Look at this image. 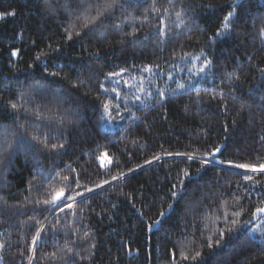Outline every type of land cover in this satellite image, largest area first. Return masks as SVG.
<instances>
[{"label":"trees","instance_id":"1","mask_svg":"<svg viewBox=\"0 0 264 264\" xmlns=\"http://www.w3.org/2000/svg\"><path fill=\"white\" fill-rule=\"evenodd\" d=\"M232 4L119 0L102 22L82 27V0H0V13H16L0 20V264H29L41 227L32 264H264V215H252L264 207V174L216 162L264 163V0H238L217 37ZM199 52L212 62L202 87L182 74L174 84L183 88L136 99L145 69L181 63L186 71L182 61ZM11 103L23 107L13 112ZM63 176L78 179L83 196L64 211L37 205L49 185L64 187Z\"/></svg>","mask_w":264,"mask_h":264},{"label":"snow or ice","instance_id":"2","mask_svg":"<svg viewBox=\"0 0 264 264\" xmlns=\"http://www.w3.org/2000/svg\"><path fill=\"white\" fill-rule=\"evenodd\" d=\"M82 3L84 4V6L81 9L80 15H78L76 17L77 21L80 22L82 27H89L90 25H96L98 21H101L102 17H106V16H110L112 11L117 7V5L119 4V0H100L99 3L96 4H87L86 0H82ZM232 7V11H229L227 13V15L224 17V23H223V27L217 31L216 36L220 37L223 36L226 32L229 31L231 25H230V21H232V19L234 17H236L238 15L236 8L238 6V0H233V4L230 5ZM94 10L95 11V15H91L90 12ZM16 13L15 11H10V12H3L0 13V20L5 19L8 16H15ZM180 18V15L177 14V19ZM102 22V21H101ZM118 27V26H117ZM75 30V26H73L72 30L66 29V39L68 40H72L73 39V31ZM76 35H79V32L75 33ZM163 35H166V33H162ZM261 34L264 35V28L261 29ZM17 52H13L12 55H17ZM199 59V58H198ZM212 65V62L210 60L207 59V57L204 58L202 67L200 68V72H204L206 69H210ZM146 71H150L151 69H145ZM55 75V74H53ZM123 75V70L121 72H114V73H109V76H122ZM233 78L235 79H239L238 76H234ZM101 87H103V85H101ZM179 88H183L184 85H178ZM113 92H115V89H112ZM161 98H163V93L160 94ZM221 96H223V93L220 94ZM137 100H139V97H136ZM8 107H10V109L13 112H17L20 111L21 108L23 107L22 105H18L17 103H11L10 105H8ZM105 111L109 112L111 111V107L108 103H105L103 105ZM243 107V106H242ZM61 123H63V121L61 120ZM22 127V126H21ZM32 140L34 141H38L40 143H43L44 147L47 149L49 148V145L47 143H45L44 141H40L39 137L37 136H32L31 137ZM47 138H45L46 140ZM261 140H264V137L260 138ZM57 147H63V145H56V144H52L51 145V149L55 150L57 149ZM224 146L221 145L219 147H216L211 153L210 155L212 156L213 159H215L217 154L221 153V149ZM7 149H5L6 151ZM176 155H183L181 153H177ZM189 159H193L192 156L188 157ZM157 159H159L157 157ZM219 164H225L227 163L228 166L230 167H235V168H240V169H246L248 172L253 173V174H264V163H259L257 164H245V163H233L232 161H224V160H218L216 161ZM149 163H151L149 161ZM212 163V160L209 159H204L201 161L202 165H207ZM74 171V170H73ZM59 175V174H58ZM190 173H185V177H189ZM123 178V174H121L120 176H113L112 179L113 180H118V179H122ZM69 180V178L67 176H63L60 180L61 184H64V187L59 188L58 190L53 189L51 185H49L48 187V191L46 193V196L48 198L43 199V200H37L35 201V203L37 205H44V206H48L49 209L51 208H57L59 207L60 211H64L65 208H72L73 207V202H75L76 198L78 196H83V192H78L75 189L76 188H80L82 187L80 185V183L78 182V179L73 180L71 183H65ZM244 180L248 181V182H252L253 184L256 183L254 176L251 174H246L244 175ZM105 184H109L111 183V181H104ZM75 185V187H73L72 185ZM32 182H29V188L31 189L32 187ZM97 187H102V185H97ZM68 189V194H65V189ZM86 192H92L93 189L92 188H85ZM74 193V194H73ZM172 196H177L178 193L175 191H172ZM62 205V206H61ZM113 207H115V205H113ZM169 209H171L172 205L168 206ZM252 215L254 217H258L261 215H264V207H257L255 209V212L252 213ZM159 216L161 217V219H163L165 217V213L161 212L159 213ZM161 219H157L155 221H153L152 224H148L147 225V229L148 231H152L154 226H160L161 225ZM251 221H245V223H250ZM37 224H42V221H37ZM233 224H236L237 221L233 220L232 221ZM44 231V228L41 227L39 228L35 234L32 236L31 239V244H30V251H31V255L29 256V264H32V262L36 259V249L39 246L40 243H42L43 238L41 236V233ZM228 231H232V229H228ZM255 231V230H254ZM262 235H264V233H262ZM86 238H87V234H86ZM224 238V232H220L218 233L217 239L215 240V242L213 243L211 241V238H209L208 244L207 246L209 248H212L214 246H219L221 244V240ZM93 247H95V245H93ZM3 248V245H0V249ZM69 252H71V249H69ZM131 254V253H130ZM52 256L54 258L57 259H63L65 257H57L55 253L52 254ZM201 256V253L199 251H195V254L191 256L192 260L197 259L198 257ZM173 258L175 259V253H173ZM181 258L184 260L189 259V256L184 255L183 253L181 254ZM4 259V257L2 255H0V262H2Z\"/></svg>","mask_w":264,"mask_h":264},{"label":"rangeland","instance_id":"3","mask_svg":"<svg viewBox=\"0 0 264 264\" xmlns=\"http://www.w3.org/2000/svg\"><path fill=\"white\" fill-rule=\"evenodd\" d=\"M199 58V59H198ZM204 61V53H194L188 55L183 61L182 65H186L187 70L184 71L183 67H180L181 63L174 66L171 71H166L164 69H157L156 71L150 70L147 72V76L144 79L138 80L139 84V98L148 101L149 98L160 95L161 93L166 94L170 90L179 88L178 85L174 84V80H178L176 78L177 75L185 74L187 76V80L189 81L186 85L194 84L195 81L198 80V84L202 87L203 83H200L201 80L205 79L209 74H206V70L204 72H200V68L202 67ZM127 78H117L115 80V84H125L129 83L126 81ZM185 81V80H183ZM184 85V84H183ZM149 97V98H147ZM110 125L108 118L104 123V128H107ZM101 165L104 167L110 165V161L106 157V155L101 156L99 158Z\"/></svg>","mask_w":264,"mask_h":264},{"label":"water","instance_id":"4","mask_svg":"<svg viewBox=\"0 0 264 264\" xmlns=\"http://www.w3.org/2000/svg\"><path fill=\"white\" fill-rule=\"evenodd\" d=\"M217 155H218V154H217ZM217 155H216V156H217Z\"/></svg>","mask_w":264,"mask_h":264}]
</instances>
